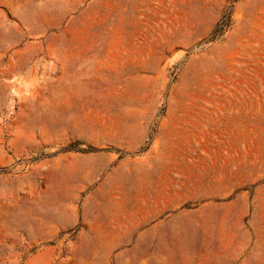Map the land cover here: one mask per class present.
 Here are the masks:
<instances>
[{"label":"rangeland","instance_id":"1","mask_svg":"<svg viewBox=\"0 0 264 264\" xmlns=\"http://www.w3.org/2000/svg\"><path fill=\"white\" fill-rule=\"evenodd\" d=\"M0 264H264V0H0Z\"/></svg>","mask_w":264,"mask_h":264},{"label":"trees","instance_id":"2","mask_svg":"<svg viewBox=\"0 0 264 264\" xmlns=\"http://www.w3.org/2000/svg\"><path fill=\"white\" fill-rule=\"evenodd\" d=\"M224 26V25H223Z\"/></svg>","mask_w":264,"mask_h":264}]
</instances>
